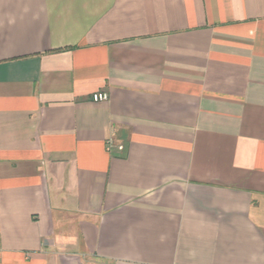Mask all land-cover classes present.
I'll return each mask as SVG.
<instances>
[{"label": "crops", "instance_id": "crops-1", "mask_svg": "<svg viewBox=\"0 0 264 264\" xmlns=\"http://www.w3.org/2000/svg\"><path fill=\"white\" fill-rule=\"evenodd\" d=\"M0 264H264V0H0Z\"/></svg>", "mask_w": 264, "mask_h": 264}, {"label": "built area", "instance_id": "built-area-1", "mask_svg": "<svg viewBox=\"0 0 264 264\" xmlns=\"http://www.w3.org/2000/svg\"><path fill=\"white\" fill-rule=\"evenodd\" d=\"M107 98V95L106 94H96L95 96H94V99L95 100H103V99H106Z\"/></svg>", "mask_w": 264, "mask_h": 264}]
</instances>
